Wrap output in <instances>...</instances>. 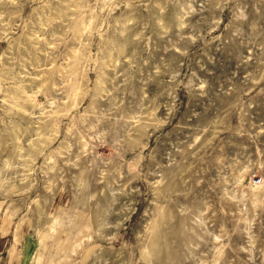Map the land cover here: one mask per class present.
Returning a JSON list of instances; mask_svg holds the SVG:
<instances>
[{"label": "rangeland", "instance_id": "374dc122", "mask_svg": "<svg viewBox=\"0 0 264 264\" xmlns=\"http://www.w3.org/2000/svg\"><path fill=\"white\" fill-rule=\"evenodd\" d=\"M0 264H264V0H0Z\"/></svg>", "mask_w": 264, "mask_h": 264}, {"label": "built area", "instance_id": "2783aa9c", "mask_svg": "<svg viewBox=\"0 0 264 264\" xmlns=\"http://www.w3.org/2000/svg\"><path fill=\"white\" fill-rule=\"evenodd\" d=\"M252 181H253L254 184H259L260 181H261V178H259V177L258 178H254Z\"/></svg>", "mask_w": 264, "mask_h": 264}]
</instances>
